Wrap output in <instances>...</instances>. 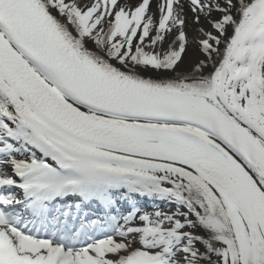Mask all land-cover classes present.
<instances>
[{"label":"snow or ice","instance_id":"obj_1","mask_svg":"<svg viewBox=\"0 0 264 264\" xmlns=\"http://www.w3.org/2000/svg\"><path fill=\"white\" fill-rule=\"evenodd\" d=\"M0 264H264V0H0Z\"/></svg>","mask_w":264,"mask_h":264}]
</instances>
